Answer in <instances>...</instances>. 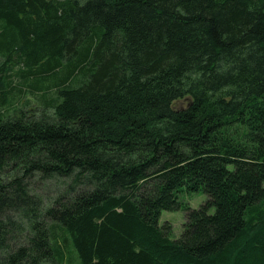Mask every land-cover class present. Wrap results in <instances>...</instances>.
<instances>
[{
  "label": "trees",
  "instance_id": "16d2710c",
  "mask_svg": "<svg viewBox=\"0 0 264 264\" xmlns=\"http://www.w3.org/2000/svg\"><path fill=\"white\" fill-rule=\"evenodd\" d=\"M72 255L264 264V0H0V264Z\"/></svg>",
  "mask_w": 264,
  "mask_h": 264
},
{
  "label": "rangeland",
  "instance_id": "374dc122",
  "mask_svg": "<svg viewBox=\"0 0 264 264\" xmlns=\"http://www.w3.org/2000/svg\"><path fill=\"white\" fill-rule=\"evenodd\" d=\"M191 103V98L186 97L174 102V109H184ZM208 199V196L205 193H195L192 196H187V201L190 203L192 208H199L202 204H204ZM187 221V216L184 211H163L160 224L163 225L165 223L170 224L172 227V237L177 239L181 236L184 225ZM73 263L71 264H79L76 257L72 255L71 257Z\"/></svg>",
  "mask_w": 264,
  "mask_h": 264
}]
</instances>
